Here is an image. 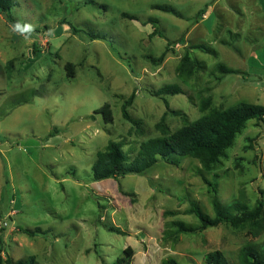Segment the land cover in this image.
Segmentation results:
<instances>
[{
    "label": "rangeland",
    "instance_id": "rangeland-1",
    "mask_svg": "<svg viewBox=\"0 0 264 264\" xmlns=\"http://www.w3.org/2000/svg\"><path fill=\"white\" fill-rule=\"evenodd\" d=\"M166 7L175 13L157 8ZM13 16L34 25L28 40L0 13V219L3 259L37 264H114L132 248L131 264H206L222 252L238 264L246 245L264 242L224 224L163 241L165 223L198 224L196 202L214 216L198 161H160L144 174L92 181L97 154L120 142L133 161L143 143L185 120L239 103L264 105V0H15ZM158 21L163 37H151ZM184 38V45H168ZM202 46L206 50L193 49ZM190 51L205 64L192 79L176 69ZM166 54L162 63L159 58ZM74 66L68 79L65 67ZM239 74L224 75L218 66ZM177 85L183 94L155 93ZM134 125L125 120L124 103ZM110 106L112 122L96 111ZM218 199L253 208L264 198V122L250 121L216 169L204 173ZM4 229V231H2ZM27 229L38 233L31 237ZM121 232V234L119 233Z\"/></svg>",
    "mask_w": 264,
    "mask_h": 264
},
{
    "label": "trees",
    "instance_id": "trees-1",
    "mask_svg": "<svg viewBox=\"0 0 264 264\" xmlns=\"http://www.w3.org/2000/svg\"><path fill=\"white\" fill-rule=\"evenodd\" d=\"M15 0H0V13L6 17L10 24L19 21L13 16ZM166 13H175L170 8H157ZM22 23V22H21ZM155 25L151 37L163 35L159 32L158 21L150 20ZM168 45L179 48L184 45V38L176 42H169ZM193 49L206 50L202 46ZM166 57L163 54L158 63H162ZM205 64L191 56L190 51H186L181 59L176 73L180 78L187 80L192 79L196 74L205 70ZM218 71L224 75L239 74L238 71L227 68L224 65L218 66ZM67 78L73 79L75 72L74 66L67 64L65 67ZM183 94V90L177 85H168L155 93L156 97L163 98L167 112L179 115L178 112H172L166 97ZM135 94H133L123 105L122 113L125 120L134 125L138 122L131 118L127 108L133 104ZM210 101L203 102L201 112L204 115L195 122L190 123L185 120L184 126L171 133L165 124V116L157 125L161 137L151 139L143 143L140 147L137 157L130 161L123 152V146L120 142L110 141L105 150L97 154L96 161L92 168V181L100 182L108 179L124 178L131 174H144L153 168L160 161L178 167L185 159H193L200 163L201 168L197 169V174L210 187L212 194V209L214 216L206 214L196 202H191L187 215H195L198 224L191 225L186 222L174 220L165 223L163 241L165 243L175 244L180 235L198 234L209 228H217L227 224L238 230H247L248 235L252 238H259L264 234V198H260L253 208H250L244 200L236 199L228 205H222L218 199L217 187L215 184L208 182L204 173L212 172L216 169L226 152L234 145L237 136L245 129L246 125L253 120L264 122V105H252L249 103H239L229 109H210ZM101 114L106 123H111L113 116L110 106L96 111ZM4 231V229H2ZM23 233L28 236H35L43 233L42 230L35 231L24 229ZM121 234V232H119ZM3 236L0 234V264H37L35 258L27 260L14 261L11 257L6 256L3 259ZM134 257L132 248L124 251L123 257L119 258L114 264H131ZM206 264H228L222 252L216 251L205 256ZM163 264H178L172 258L163 261ZM238 264H264V242L259 245H246L238 253Z\"/></svg>",
    "mask_w": 264,
    "mask_h": 264
},
{
    "label": "clouds",
    "instance_id": "clouds-1",
    "mask_svg": "<svg viewBox=\"0 0 264 264\" xmlns=\"http://www.w3.org/2000/svg\"><path fill=\"white\" fill-rule=\"evenodd\" d=\"M10 27L13 33L23 36L25 40H28L31 37V34L35 30L33 24L21 23L20 21L15 22Z\"/></svg>",
    "mask_w": 264,
    "mask_h": 264
},
{
    "label": "built area",
    "instance_id": "built-area-1",
    "mask_svg": "<svg viewBox=\"0 0 264 264\" xmlns=\"http://www.w3.org/2000/svg\"><path fill=\"white\" fill-rule=\"evenodd\" d=\"M4 226H7V224L6 223H3V221L0 219V228H2Z\"/></svg>",
    "mask_w": 264,
    "mask_h": 264
}]
</instances>
